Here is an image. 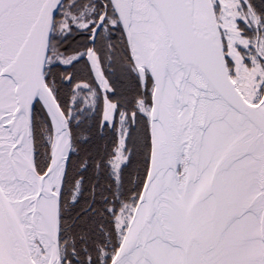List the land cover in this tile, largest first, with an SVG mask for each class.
Returning a JSON list of instances; mask_svg holds the SVG:
<instances>
[{"label":"snow or ice","instance_id":"6c2138e0","mask_svg":"<svg viewBox=\"0 0 264 264\" xmlns=\"http://www.w3.org/2000/svg\"><path fill=\"white\" fill-rule=\"evenodd\" d=\"M0 264H264V0H0Z\"/></svg>","mask_w":264,"mask_h":264}]
</instances>
